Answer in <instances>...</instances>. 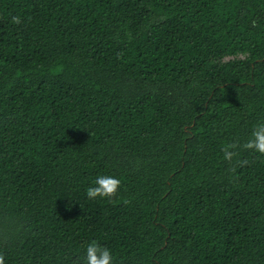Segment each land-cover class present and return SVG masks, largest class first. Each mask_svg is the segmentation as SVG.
<instances>
[{"label":"trees","instance_id":"obj_1","mask_svg":"<svg viewBox=\"0 0 264 264\" xmlns=\"http://www.w3.org/2000/svg\"><path fill=\"white\" fill-rule=\"evenodd\" d=\"M259 122L264 0H0V264H264Z\"/></svg>","mask_w":264,"mask_h":264},{"label":"clouds","instance_id":"obj_2","mask_svg":"<svg viewBox=\"0 0 264 264\" xmlns=\"http://www.w3.org/2000/svg\"><path fill=\"white\" fill-rule=\"evenodd\" d=\"M12 23H21V18L13 16ZM234 147L235 145H229V148ZM243 147L264 155V122H259L254 126L251 136L244 143ZM229 148L224 150V158L227 160H230L234 155V152L230 151ZM121 187L122 182L120 178L112 175L98 174L91 185L86 188V196L90 200L97 198L111 200L118 196ZM81 260L83 264H115V258L111 249L96 240L86 245Z\"/></svg>","mask_w":264,"mask_h":264}]
</instances>
